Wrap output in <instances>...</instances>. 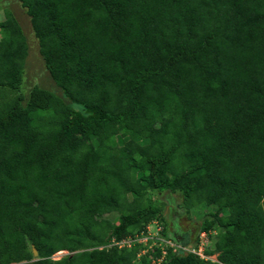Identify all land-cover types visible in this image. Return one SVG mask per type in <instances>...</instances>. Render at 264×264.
Wrapping results in <instances>:
<instances>
[{"label":"trees","instance_id":"1","mask_svg":"<svg viewBox=\"0 0 264 264\" xmlns=\"http://www.w3.org/2000/svg\"><path fill=\"white\" fill-rule=\"evenodd\" d=\"M19 1L54 85L28 82L10 15L0 264H264V0ZM163 193L189 215L212 207L194 247L217 239L204 255L218 262L119 244L165 222Z\"/></svg>","mask_w":264,"mask_h":264},{"label":"rangeland","instance_id":"2","mask_svg":"<svg viewBox=\"0 0 264 264\" xmlns=\"http://www.w3.org/2000/svg\"><path fill=\"white\" fill-rule=\"evenodd\" d=\"M1 2L3 8L0 10V27L2 23L10 17V15H13L20 22L25 33L29 37L30 54L27 61V65L29 66V68H27L28 82L30 84L36 83L46 87L53 86L54 82L50 79L48 73L43 68L41 55L39 52L38 40L32 32L31 21L26 13V10L22 7V4L19 0H2ZM11 11L13 12V14ZM1 37L2 34L0 31V39ZM152 198L153 200L159 199L160 201L165 203L163 215L165 222L155 221L150 223L145 232L140 233L132 239H128L127 241L119 243L121 246L128 245L130 247L134 242H142V244L145 246L144 252L142 254H147L148 252L153 251L155 248H161L162 242L160 239H168L162 234L166 224L169 230L173 231L174 235H179H175L179 240H182L185 234L190 233L191 244L189 246H186L185 250H187L188 252H197L206 260L218 262L219 254H215L210 257L204 255V251L207 248L213 247L217 239L214 238V240H211L210 238H208V236L202 234L199 237L201 243L199 244L198 248L194 247L197 240V233L199 231L198 227L201 223V220L199 218L200 212L205 215L212 211V207H209L206 204H202L199 206V209L189 215L184 212L182 207L180 208V206H182V197L179 195H172L171 197L167 193H163L154 195ZM172 242L174 243V241ZM68 254V251H62L61 253L59 252V254L57 253L54 256V259H60Z\"/></svg>","mask_w":264,"mask_h":264},{"label":"built area","instance_id":"3","mask_svg":"<svg viewBox=\"0 0 264 264\" xmlns=\"http://www.w3.org/2000/svg\"><path fill=\"white\" fill-rule=\"evenodd\" d=\"M145 232V231H144ZM143 233V232H142ZM161 240V242H162V246H161V248H162V250H163V255L165 256L166 254H167V249L168 248H173V251H179V249H182V250H184V251H186V252H188L187 250H185L186 249V247H182V246H180V245H178V244H175V243H173L171 240H169V239H160ZM142 243V242H141ZM192 253H196L197 255H199L197 252H192ZM202 258H203V256H201Z\"/></svg>","mask_w":264,"mask_h":264},{"label":"water","instance_id":"4","mask_svg":"<svg viewBox=\"0 0 264 264\" xmlns=\"http://www.w3.org/2000/svg\"><path fill=\"white\" fill-rule=\"evenodd\" d=\"M33 251H34L35 257H38V251L35 248H33Z\"/></svg>","mask_w":264,"mask_h":264},{"label":"clouds","instance_id":"5","mask_svg":"<svg viewBox=\"0 0 264 264\" xmlns=\"http://www.w3.org/2000/svg\"><path fill=\"white\" fill-rule=\"evenodd\" d=\"M155 222V221H154ZM148 227V226H147ZM203 234H205V233H203ZM205 236H206V234H205ZM178 245H180V244H178ZM159 261V263H161V261H162V259H160V260H158Z\"/></svg>","mask_w":264,"mask_h":264},{"label":"flooded vegetation","instance_id":"6","mask_svg":"<svg viewBox=\"0 0 264 264\" xmlns=\"http://www.w3.org/2000/svg\"><path fill=\"white\" fill-rule=\"evenodd\" d=\"M172 231V230H171ZM176 236H179V235H177V234H175Z\"/></svg>","mask_w":264,"mask_h":264}]
</instances>
